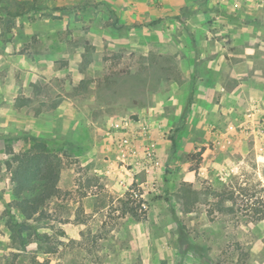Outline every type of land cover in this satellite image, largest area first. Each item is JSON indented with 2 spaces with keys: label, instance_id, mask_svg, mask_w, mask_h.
<instances>
[{
  "label": "rangeland",
  "instance_id": "374dc122",
  "mask_svg": "<svg viewBox=\"0 0 264 264\" xmlns=\"http://www.w3.org/2000/svg\"><path fill=\"white\" fill-rule=\"evenodd\" d=\"M250 5L264 20V0L197 2L190 8L208 12L195 19L186 8L164 12L159 0H0V86L13 72L8 57L28 58L17 62L16 103L0 93V264H264V103L250 90L238 112L213 113L217 98L198 112L200 98L183 95L192 86L185 58L169 53L193 40L179 28L188 20L205 29L197 38H211L205 31L230 26L217 19L222 8L237 15ZM172 21L181 32H170ZM260 54L253 70L264 80ZM121 122L132 130L117 133ZM143 127L137 156L123 162L118 141ZM35 139L63 161L62 193L23 246L7 163ZM148 146L160 164L150 174Z\"/></svg>",
  "mask_w": 264,
  "mask_h": 264
},
{
  "label": "crops",
  "instance_id": "0c3cea01",
  "mask_svg": "<svg viewBox=\"0 0 264 264\" xmlns=\"http://www.w3.org/2000/svg\"><path fill=\"white\" fill-rule=\"evenodd\" d=\"M164 6L163 11L170 13L173 16H180L182 10L185 8L188 9L190 14L195 17H205L207 15L208 10H202L199 8H190L192 5H196L197 2L200 4H204L206 2H213L215 0H159ZM249 5V0H246ZM254 6L250 5V8L242 7L241 11L236 15L234 12L236 11L233 7L226 6L222 8L220 16H217V19H224L225 23H230V26L223 27L218 32L212 31L210 33L208 31L207 34H211V38H197L199 33H202L205 29L198 25L194 19L188 20V25L183 26L181 31L191 33L192 39L191 41L185 40L182 44L174 42L172 45H169V53L173 55V57H178L179 59L184 57L185 64L187 68L184 70L186 75L185 79L188 81V84H191V88L188 91L184 88L183 95H192L195 97H199L198 99V112L205 113L208 108H210L209 102L217 98L218 102H213L212 111L213 113H219L225 110L229 112H238V108L241 103H250L246 95L242 92H248L250 90H254L257 93L256 98L257 101L264 103V80L257 79L254 75H261V70H253V64L256 63L258 59L261 58L260 53H264V20L261 18H256L254 14L256 11L253 10ZM139 14V13H138ZM238 18V21H236ZM242 19L246 20V23L242 22ZM256 21H255V20ZM258 19V21H257ZM236 22L238 26H235ZM259 23V24H258ZM164 24V23H162ZM170 27V32L175 33L181 32L178 29V24L176 21H172L168 23ZM257 24V25H255ZM161 25V24H159ZM221 36V40L213 41V34ZM190 37L186 36V39ZM246 39L244 42L241 39ZM160 44H164L165 42H159ZM179 49L186 50L185 53L179 51ZM226 53L231 56H226ZM179 54V55H178ZM178 55V56H177ZM264 55V54H263ZM9 64L12 65V71L10 70V79L8 80V85L0 86V93L4 95V101H8V96L12 97L14 102L18 99L19 95L22 94V86L18 83V74L19 68L17 62L26 61L28 58L26 57H8ZM237 65H245L243 68H236L234 66ZM250 66V67H249ZM242 68V69H241ZM11 69V67H10ZM243 73L251 74L252 77H255L253 83L248 81ZM229 82V85L226 83ZM174 84V96L180 94L182 88H177L176 82L173 81ZM227 86V88L225 87ZM177 93V94H176ZM6 94V96H5ZM24 95V94H23ZM231 101L232 104L228 102ZM243 101V102H242ZM3 100L0 99V103ZM13 104V108L9 110V112L16 113L18 110L25 108L28 104L16 105ZM232 105V106H230ZM247 106V105H246ZM0 110L1 106H0ZM8 112V113H9ZM0 113H5L3 110ZM15 123L24 122L22 118L14 116ZM148 122L151 123L149 119Z\"/></svg>",
  "mask_w": 264,
  "mask_h": 264
},
{
  "label": "trees",
  "instance_id": "16d2710c",
  "mask_svg": "<svg viewBox=\"0 0 264 264\" xmlns=\"http://www.w3.org/2000/svg\"><path fill=\"white\" fill-rule=\"evenodd\" d=\"M22 104L27 103L23 102L19 105ZM35 140L36 144L30 151L19 154L10 152L13 159L7 163L8 169L12 173L15 206L24 218L23 222L18 221L15 217L12 220L16 227V237L23 246L26 245L28 239L25 237V232L34 230L31 222L42 221L45 217L46 206L60 198L62 193L59 183L64 170L63 161L55 152H50L45 144L38 143V139ZM127 213L138 218L135 209H130ZM45 253L52 254L54 251L48 249ZM33 262L48 264V261L42 263L36 257Z\"/></svg>",
  "mask_w": 264,
  "mask_h": 264
},
{
  "label": "built area",
  "instance_id": "2783aa9c",
  "mask_svg": "<svg viewBox=\"0 0 264 264\" xmlns=\"http://www.w3.org/2000/svg\"><path fill=\"white\" fill-rule=\"evenodd\" d=\"M131 126H133V124L121 122V123H115L113 127L117 133H120V131L130 132L132 130L130 128ZM143 128H144V133L139 134L138 132V135L136 133L133 134L134 136L130 135L129 133H123V138H121L122 140L118 141L117 150L119 153V157L123 159L122 160L123 162L129 158L137 156L135 140L138 139L139 136H145V135L147 136V134L149 133V131L147 130L149 127L148 128L146 127V130L145 127ZM144 155L147 161L146 171L148 174H150L151 169L156 168L160 165L158 161V157L151 146L145 148Z\"/></svg>",
  "mask_w": 264,
  "mask_h": 264
}]
</instances>
